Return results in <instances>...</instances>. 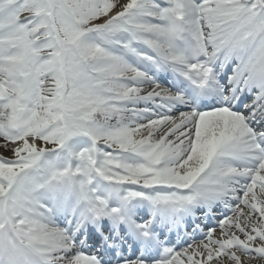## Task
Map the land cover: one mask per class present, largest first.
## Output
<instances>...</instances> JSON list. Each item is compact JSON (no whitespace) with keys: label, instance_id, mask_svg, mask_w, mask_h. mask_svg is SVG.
<instances>
[{"label":"snow or ice","instance_id":"obj_1","mask_svg":"<svg viewBox=\"0 0 264 264\" xmlns=\"http://www.w3.org/2000/svg\"><path fill=\"white\" fill-rule=\"evenodd\" d=\"M0 264H264V0H0Z\"/></svg>","mask_w":264,"mask_h":264}]
</instances>
